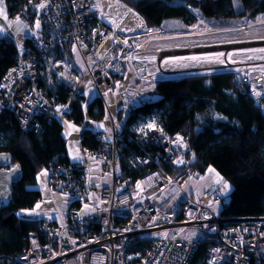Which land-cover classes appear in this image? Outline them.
Returning <instances> with one entry per match:
<instances>
[{
    "label": "built area",
    "instance_id": "1",
    "mask_svg": "<svg viewBox=\"0 0 264 264\" xmlns=\"http://www.w3.org/2000/svg\"><path fill=\"white\" fill-rule=\"evenodd\" d=\"M12 17L47 31L29 38L0 79V114L10 113L24 133H40V118L63 114L65 103L51 102L47 89L37 84L44 60L56 43H68L78 52L81 77L91 79L101 97L116 86L112 61L133 59L132 37L152 31L120 0H29ZM128 25L135 29H119ZM108 41L110 46L104 48ZM227 45L229 50L236 48L235 44L187 46L158 50L155 57L196 55ZM246 45L263 46L264 41ZM262 63L227 62L223 70L237 74L254 106L264 114ZM128 114L129 110L121 109L115 117L105 107L109 133H94L98 146H81L83 160L78 164L50 166L49 190L73 199L62 222L39 221L28 234L24 251L7 264H189L202 242L206 264H264V215L227 217L214 212L207 199L219 198V186L205 200H193L184 192L198 172L190 166L181 134H170L160 125L138 132L142 143L158 149L126 155L127 170L145 169L135 178L126 173L120 164V139ZM96 191L99 204L89 213L82 212L88 194ZM140 242L149 244L143 252L134 249Z\"/></svg>",
    "mask_w": 264,
    "mask_h": 264
},
{
    "label": "trees",
    "instance_id": "2",
    "mask_svg": "<svg viewBox=\"0 0 264 264\" xmlns=\"http://www.w3.org/2000/svg\"><path fill=\"white\" fill-rule=\"evenodd\" d=\"M28 1L5 0L8 15L12 17ZM120 1L137 12L153 32L160 35L184 33L186 27L199 20L214 27H227L234 19L264 16V0H239L238 6L234 0ZM45 32L41 30V35ZM29 38H26L25 45ZM52 52L60 56L64 67L72 63V47L68 43H56ZM17 53L11 38L0 37V79L16 62ZM54 79L40 74L37 84L47 89V97L54 104L66 103L72 95V86L65 80ZM154 85L159 96L131 107L123 120L120 139L122 167L125 168L126 155H143L149 149L153 152L158 149L142 143L137 132L131 130L137 120L153 116L156 125L162 126L166 132L183 136L188 146L190 166L198 174L212 167L223 181L230 183L231 189L222 203L221 215H264V114L254 106L251 94L237 74L224 71L166 76L155 80ZM83 101V96L73 97L66 113L68 119L78 125H82L86 118L93 121L104 119L105 106L100 96L92 98L85 109ZM208 109L212 111L215 126L200 120L201 114ZM5 114L12 117L14 128L0 133V153L9 154L8 167H19L20 179L12 185L11 200L0 205V264H7L24 251L28 234L43 220L17 215L19 210L31 209L41 200V192L36 187L39 171L48 170L54 162L80 163L68 160L58 119L42 117L40 133H24L10 113L3 112L0 116ZM94 133L84 130L81 146L95 149L99 143ZM144 171L127 170L126 173L135 178ZM148 246L147 242H140L134 249L143 252ZM189 264H206L203 242Z\"/></svg>",
    "mask_w": 264,
    "mask_h": 264
},
{
    "label": "rangeland",
    "instance_id": "3",
    "mask_svg": "<svg viewBox=\"0 0 264 264\" xmlns=\"http://www.w3.org/2000/svg\"><path fill=\"white\" fill-rule=\"evenodd\" d=\"M141 23V20H140ZM187 31L178 34H165L160 35L154 33L153 30L140 38V35H135L137 39L134 40V49L131 52L132 58L135 57V48H143L145 50L153 49V59L150 62V66L147 64L146 74L153 75V81L166 76H177L187 74L202 73H214L224 72L223 65L227 62L232 64H242L249 61H262L260 65L264 69V49L263 46H247L246 44L254 41H264V16L256 15L254 17H246L241 19H234L230 26L227 27H214L208 24L206 21L199 20L197 23L186 27ZM38 35V27L32 26L26 21L18 18L15 19L8 15L5 0H0V37L10 36L15 42L16 47L21 52L24 48L25 37H31ZM143 39V40H142ZM142 44V45H141ZM226 44H235L236 48L223 51L221 48L212 52H204L196 55H175L166 56L160 60H157L155 53L158 50H180L187 46L203 47V46H222ZM222 53L224 55L217 56L216 54ZM195 57L196 59H192ZM251 57V59H250ZM54 61V60H53ZM56 62V61H55ZM56 66H60V62H56ZM42 69V68H41ZM197 69V71L189 72ZM227 72V71H226ZM41 74V70H40ZM152 80V79H149ZM115 89V88H114ZM113 89V90H114ZM112 91V90H111ZM202 123L215 126V122L212 117L211 109L203 112L200 116ZM155 117L151 116L144 120L139 119L131 125V130L134 132H140L144 128L155 126ZM14 128L13 119L10 115L5 114L0 116V133L10 132ZM67 146V145H66ZM78 143L70 144L69 150L75 156L82 155L81 147L78 148ZM225 182L221 176L212 167H208L204 173H199L183 188L184 192L190 196L193 200H205L206 195L212 189L217 186L220 187L218 193V199L215 200L214 196L207 199L208 206L216 213H219L222 209V203L227 199L228 193L231 189L229 182L227 190H225ZM52 191V190H51ZM59 198L65 197L68 202L73 199L67 193L52 191ZM58 198V201L52 204V200L41 198L40 202L31 209H22L17 212L20 217L41 216L46 214V220H57L60 222L61 215L67 210V203L65 199ZM99 204V192L88 194V202L81 206V211L89 213L96 205ZM45 207L51 208V210H41ZM42 217V216H41Z\"/></svg>",
    "mask_w": 264,
    "mask_h": 264
},
{
    "label": "crops",
    "instance_id": "4",
    "mask_svg": "<svg viewBox=\"0 0 264 264\" xmlns=\"http://www.w3.org/2000/svg\"><path fill=\"white\" fill-rule=\"evenodd\" d=\"M41 30L42 29L38 27V35H41ZM144 35L148 36V34H142L140 35V38ZM8 37L14 40L12 37L10 36ZM26 38L29 37H25L24 46L26 43ZM137 38H134V40ZM110 44L111 41H108L105 44L104 48L110 46ZM143 47L144 46H141L140 48H135L136 49L134 53L135 57H133V59H130L128 57H123L121 59L112 61L111 70L113 77L116 81V86L114 90L102 95L101 99L104 103V106L115 117L119 115L121 109L128 110L131 107L137 106L145 101L155 99L159 96L154 85V82L157 79L153 81V75H145L146 70L148 69L144 64L150 66V62L154 61L153 59L154 50L153 49L145 50ZM71 58H72V63H69L67 64L68 66L65 65L64 67V61L60 58V56L57 55L56 52L50 53L45 59V63L43 64L44 66L41 69V74L49 78L54 77L55 78L54 80H65L69 85L72 86V95L70 99L65 103L63 114L57 116L56 119H58L59 123L61 124V128H62L61 133L66 141V145H67L66 155L68 157V160L70 162H81L83 160V153L80 156H75L74 154H72L71 151L69 150L70 144L78 143L79 145L78 148H79L81 147V138L83 136L84 130H89L91 132L109 133V125L106 117H104V119L101 121H93L86 118L82 123V125L75 124L66 117V113L69 112L70 110L71 102L74 96L77 95L83 96L84 98V101L82 102L83 109L87 107L89 101L92 98L97 96L93 81L89 78L81 77V71L83 69L82 62L78 52L73 48L71 52ZM55 61L60 62L61 65L59 67L56 66ZM52 82L53 81H50V83ZM47 179H48L47 170L43 169L39 171V173L37 174L36 187L41 192L42 195L41 198L45 200L50 198L52 200V204H54V202L58 201L60 195H57L49 190L47 186ZM62 198L65 199V203H67V208H68L70 202H68L67 198L65 197ZM41 210H51V208L45 207ZM28 216L29 217H22V218L47 219L46 214L41 215L42 217L41 216L33 217L30 215ZM60 220H61L60 222L63 221V214L61 215ZM54 221L58 222L57 220Z\"/></svg>",
    "mask_w": 264,
    "mask_h": 264
},
{
    "label": "water",
    "instance_id": "5",
    "mask_svg": "<svg viewBox=\"0 0 264 264\" xmlns=\"http://www.w3.org/2000/svg\"><path fill=\"white\" fill-rule=\"evenodd\" d=\"M9 160L8 153H0V205L11 200L12 185L20 179L19 167L9 168Z\"/></svg>",
    "mask_w": 264,
    "mask_h": 264
},
{
    "label": "bare ground",
    "instance_id": "6",
    "mask_svg": "<svg viewBox=\"0 0 264 264\" xmlns=\"http://www.w3.org/2000/svg\"><path fill=\"white\" fill-rule=\"evenodd\" d=\"M140 20L141 19H137V18L135 19L136 23H138V22L140 23ZM119 29H121L122 31H126V30H130V29H135V28L129 27V25H128V26H123ZM230 47H231V45H227V46H223L222 48H224L223 50H229Z\"/></svg>",
    "mask_w": 264,
    "mask_h": 264
},
{
    "label": "snow or ice",
    "instance_id": "7",
    "mask_svg": "<svg viewBox=\"0 0 264 264\" xmlns=\"http://www.w3.org/2000/svg\"><path fill=\"white\" fill-rule=\"evenodd\" d=\"M234 3H236L237 4V6L239 5V0H234ZM41 7H43V5H41ZM37 26H39L38 24H37ZM260 51H264V49H260ZM217 56H221V55H224V54H222V53H218V54H216ZM192 59H196L195 57H193ZM250 59H251V57H250ZM149 127H151V125H149ZM227 188H228V184H227V182H225V190H227Z\"/></svg>",
    "mask_w": 264,
    "mask_h": 264
}]
</instances>
